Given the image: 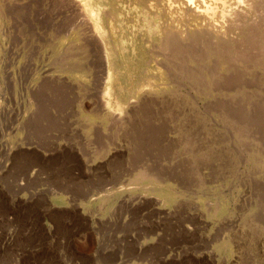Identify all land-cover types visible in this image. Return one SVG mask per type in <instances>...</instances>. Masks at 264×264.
I'll use <instances>...</instances> for the list:
<instances>
[{"label": "rangeland", "instance_id": "374dc122", "mask_svg": "<svg viewBox=\"0 0 264 264\" xmlns=\"http://www.w3.org/2000/svg\"><path fill=\"white\" fill-rule=\"evenodd\" d=\"M67 2L0 0V264H264V80L163 75L146 45L169 17L91 0L110 82ZM190 35L203 57L212 36Z\"/></svg>", "mask_w": 264, "mask_h": 264}, {"label": "bare ground", "instance_id": "6f19581e", "mask_svg": "<svg viewBox=\"0 0 264 264\" xmlns=\"http://www.w3.org/2000/svg\"><path fill=\"white\" fill-rule=\"evenodd\" d=\"M74 1L76 2L74 4H77V6L86 13V16L83 18H86V22L84 23L88 26V30H86L88 31V39L95 42L98 48L101 49L100 53H104L101 55H105L104 57L109 59L111 76L108 80L111 82L112 64L108 41L109 35L107 34L108 31L102 28L103 25L101 24L102 22L100 23L99 14L91 6V0ZM85 1L88 2L85 3ZM250 2L249 5L244 6L242 5V0H142L143 4L145 3L148 5L147 8L150 12L160 10L165 17H169V19L163 23L151 24L152 36L156 39L154 42H161L160 51H155L153 44L146 45L152 58H154L156 62L159 60L157 64L162 70L161 73L163 75H165V73L169 75L181 73V70L174 62L175 58L189 63L186 69L188 74H195V72L200 69L202 63L208 65L207 76L201 79L200 82L198 81L201 86H205V89H207L205 90L207 95H210L213 91H218V93L221 91H231L233 94L232 86L237 87L244 83V80L247 78L243 80V77H252L262 84L261 80H264V74L261 73L262 70L260 69V65L264 62V0H251ZM67 5L68 4H66V6ZM72 6L74 8L75 5L72 4ZM68 8H70V6H68ZM79 8L78 10H80ZM79 14L82 15L81 13ZM175 22L177 25L174 24ZM78 23L81 22L78 21ZM85 28L87 27L85 26ZM154 28L156 29L154 30ZM168 28L171 30L176 28L178 30L177 34H170ZM193 33L212 36L209 41V46L203 51V57H201L202 50H199L190 39V34ZM200 57L201 60L199 59ZM196 63H198V65H196ZM154 95L157 100L169 98L162 95ZM232 96L235 98L230 97L231 103L238 101L237 95ZM256 97L257 95L253 94L247 99L246 106L249 110L255 107L253 104L258 101H254ZM177 100L179 102L178 98L176 102ZM107 103H103L105 108L108 107ZM260 103L262 104V102ZM218 106L222 105L218 104ZM110 110L116 116V120L114 121L118 123L123 120L125 112L123 115L122 112L120 114L119 109L111 108ZM231 129L232 126L230 127V132ZM241 138L244 143L245 139H249L246 135H241ZM224 139L226 140V137ZM219 142L220 141H218V143ZM28 152H30V155H34L36 150H32L31 147L28 149ZM212 175H214V173Z\"/></svg>", "mask_w": 264, "mask_h": 264}]
</instances>
